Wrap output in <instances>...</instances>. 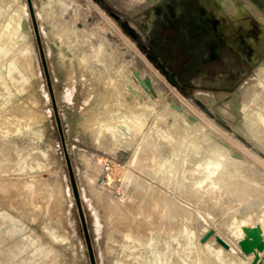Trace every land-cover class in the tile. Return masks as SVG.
Returning <instances> with one entry per match:
<instances>
[{"label": "rangeland", "instance_id": "rangeland-1", "mask_svg": "<svg viewBox=\"0 0 264 264\" xmlns=\"http://www.w3.org/2000/svg\"><path fill=\"white\" fill-rule=\"evenodd\" d=\"M165 1L31 0L64 143L76 185L79 200L78 207L53 113L51 95L27 0H0V47L11 44L9 52L4 55L6 57H0V148L4 147L0 151V157L3 156V152L12 149L10 156L14 157L12 158L14 162L4 160L3 163L14 164L15 167L20 164L17 171L13 167L5 168L7 171L0 173V179H21L32 175L38 179L40 178V181L43 179V187L40 186L38 190L33 192V195H29L24 190L19 191L20 189L15 190V188L10 187H7L6 191L0 190V227L5 228L8 224L16 228L10 237L1 242L0 252L7 250L8 246L18 250L15 256L6 258V262L1 264H8L11 261H14L15 264H25V261L18 258L31 250L37 243L43 244L45 248L52 251L43 261L39 263L26 262L27 264H92L90 254H92L95 264H154L149 248L144 245V243L153 244L154 240L156 241L154 230L150 232L151 239L147 237L140 238L141 242L140 240L134 241L135 237L126 238L122 235L123 233L121 234V230L118 232L119 224L116 223L115 216L110 217L106 208L107 199L105 197V194L108 193L107 187H110L108 175H110L113 164H115L120 169L131 170L141 178L162 187L170 196L174 195L175 199L185 202L184 196L177 190L161 186L156 178L153 180L145 173L144 169H147V166H145L146 161L140 157L145 142L156 146L158 153H161V155H168L172 141L181 140L183 135H187V139L198 140L197 142L201 141L203 145H209L224 151V155L220 156L223 161L237 162L242 167L246 165L243 168L248 171L256 168L251 174L255 176V172L259 173V175H256L259 176V179L261 178L258 184L264 191V136L262 139L250 137L246 128L242 133L241 125L238 122L242 114L236 113L231 103L233 95L237 102L243 100L246 106H252L253 111L256 112L264 102L262 99L252 102V98L257 93L264 96L263 82L258 84V77L261 76L259 73L260 61L264 60V47L262 51L257 50L258 47L262 48L264 46V39L262 41L258 40L256 45H252V39L257 40L259 32L262 31L261 27H264V15L260 12L264 6V0H251L254 5L250 4L246 8L237 10L233 5L225 10L209 0H197L201 10L208 15L217 33L226 43L225 71H223L226 74L220 77L205 76L178 80L170 79L149 58L145 49L149 44H155L151 37V27L155 24V17L152 12ZM245 1L251 2L250 0H240V2ZM246 9L254 11L260 20L256 21L252 15L247 13ZM112 13L118 17L114 18ZM13 17L22 23L20 28L16 27ZM245 19L250 22L248 28L242 25ZM129 30L136 33L137 37H132L128 32ZM62 33L63 38L65 37L63 42L73 46L75 55H92L93 50L99 46L102 57L105 54L107 56L105 59L108 61V70L111 69L110 71L113 72L112 76L116 77L119 70H130L131 72L128 75L132 79L128 87L134 91L135 89L140 91L142 100L146 102L154 101L153 107L155 110H163L165 115L157 116L155 119V113L151 112L147 117L148 127H145V133L141 131L136 134L133 141H130L129 146L106 138V130L99 133L96 119L105 117L107 113L113 114L116 119L125 118L127 108L124 105L115 104V102L111 104L100 102L97 104L101 93L104 91L100 87L102 81L101 79H95V81L93 78L91 79L88 73L89 70L86 72L85 69L83 72V69L76 64L75 67L70 68L71 70L69 69L73 71L75 68V72L73 71L75 75H73V72L70 73L69 70L64 74H60L54 68L53 64L55 65L56 56L59 52L54 50L52 55H49L50 45L48 43L52 47L59 46L60 41H62ZM67 38L68 40H66ZM52 41L56 44H53ZM143 44L146 46L144 47ZM22 48L27 49L26 60L15 55ZM78 51H80V54ZM83 51H86L87 54H84ZM110 53L114 54L110 55ZM10 59H13L15 64L8 65ZM235 59L238 60L237 63L233 62ZM90 65L93 67L91 69L97 71L98 75L107 74L106 72L102 74L101 71H107L102 64L90 62ZM80 69L82 72H79ZM66 73L73 76L69 78ZM78 77H80V80ZM97 80L99 84L96 83ZM259 81H263V79ZM243 84L249 86L247 85L245 95L240 97L237 94V89ZM85 91L88 93H85ZM121 92L124 93L122 90ZM165 97L170 100L168 102L169 106L163 109V105L166 103L163 101ZM87 99L89 100L87 101ZM122 99L126 101L125 103L128 106H132V99L128 95L123 94ZM81 102L84 103V106L81 105ZM81 109L84 110V113ZM93 111H95L94 114ZM77 112L81 114L79 115ZM229 113L232 117L229 116ZM83 121L87 122L84 123ZM175 121L178 124H174ZM182 121L184 124L181 123ZM78 122L80 124H77ZM173 125L176 127L174 128ZM87 126L90 128H87ZM165 126H169L168 129ZM198 128L201 131L200 134H198ZM92 130L94 132H91ZM129 133L132 134V131L130 130ZM94 135L97 136L94 137ZM102 135L103 137H101ZM201 142L198 144L201 145ZM225 147L228 148L225 149ZM132 150L133 153L136 152L134 158ZM204 150L203 148L199 149V153L195 154V158H192V160H195L194 165L196 160L206 155L207 151ZM228 151L232 156H229ZM16 159L20 160V163H17ZM29 165L32 166V171H28ZM141 165L146 167L143 171ZM194 175L197 176L196 173ZM99 188L100 190H98ZM116 191L117 189L114 188L111 193ZM37 195L38 197H34ZM102 197H104V200ZM32 198H35V200ZM40 198L41 200H39ZM221 198L217 203H213L214 205H210V207L217 205L213 211L212 208L209 209V205L205 202H200L202 205L204 204L203 206H200V203L199 206L195 204L197 207L192 205L196 207L192 208L196 209L193 211V213H196L193 214L195 220L191 217L194 221L191 218L188 219L185 224L186 227L183 226V228L186 229L188 235L190 233L192 236L193 244L187 243L184 236L181 235L177 237L176 241L172 242L174 250L171 253V258L174 264H219V261L210 253L209 260L206 261L205 259L201 263L203 255L201 256L202 251L199 244H203L208 239L207 236L211 246L221 244L223 248L239 258L240 263L264 264V250L263 255L261 253L257 254V257L247 256L243 239L239 235L231 234V231H237L238 227L242 226L241 217L244 216L242 219L246 218L249 212H243L244 208L239 206L241 202L234 203L228 196V199L226 196ZM223 198H226V201L228 200V202L225 201L226 204ZM44 199L45 201H43ZM191 204L189 203V206ZM237 206L239 210L235 208ZM227 207L231 208L228 209ZM215 209H218L216 210L217 213ZM220 212L222 213L220 214ZM257 214L264 217V209L258 212L255 209L251 216L257 217ZM222 215L226 219H222ZM219 216L221 218H218ZM176 219L182 220V216H178ZM48 229L55 230V235L49 234ZM196 230L198 231L196 232ZM262 248L264 249V244ZM212 257L214 258L212 259Z\"/></svg>", "mask_w": 264, "mask_h": 264}, {"label": "bare ground", "instance_id": "bare-ground-1", "mask_svg": "<svg viewBox=\"0 0 264 264\" xmlns=\"http://www.w3.org/2000/svg\"><path fill=\"white\" fill-rule=\"evenodd\" d=\"M209 1L216 3V5L218 7H222L225 10L228 9L231 5H233V7L237 10L239 8H246V7H248L247 5L250 6V4H253V2L251 0H250L251 2H246V1L240 2V0H209ZM50 9H52V8H50ZM55 11H56V9H55ZM246 11H247V13L252 15L256 19V21L260 20L255 15L254 11H251L248 9H246ZM260 12H261V14L264 15V6L262 7V10H260ZM14 19L15 18L13 17V21H15L16 27L20 28L22 26V23L20 22V20L18 21L16 19L15 20ZM242 25L245 28H248L250 25V22L245 19L242 22ZM65 26H66V24H65ZM65 26H64V28H65ZM57 28H58V25H57ZM67 28H69V27H67ZM261 29H262V31L259 32L258 39L257 40L252 39V45H256L258 40L262 41L264 39V30H263L264 27L262 26ZM58 32H59V30H58ZM58 32H56V33H58ZM76 34H77V32H76ZM61 37H62L61 38L62 41H60L61 44H59V46L56 45L57 47H52L51 44L48 43L50 45V46L48 45L49 46V50H48L49 55H52V52L54 50H57L59 52L58 55L56 56L55 65L53 64L54 68L56 70H58V72H60V74H64L70 68L75 67L76 64H78L79 68L81 67V69H83V72L85 69H86V72H87V70H89L88 71L89 77L91 79L93 78L94 81H95V79H98V80L101 79V81H102L101 86L98 85L99 84L98 80H97L98 82H96V83H98L97 85L102 87L103 90L106 91V92H104L102 90L103 93H101L99 102L97 104H99L100 102H102L103 104H109V103L111 104V103L115 102V104L118 103L120 105H124L127 108V110H126L127 113L125 114L126 115L125 118L116 119L113 114L107 113V115L105 117H103V118L100 117V118L96 119L97 120L96 126L98 127L99 133L102 132L103 130H106L107 131V137L106 138H109L110 140H113V141H117L118 143H121L123 145L129 146L131 144L130 141H133V137L136 136V134L140 133L141 131H143L145 133L144 129H146L148 127L147 117H149L151 112L155 113V117H154L155 119L157 118V116L161 117L162 115H165L163 110H155V108L153 107L154 101L146 102V101L142 100V93L140 91L135 89V91H136V93H135V91L132 90V88L128 87L129 84H131V79H132L128 75V73L131 72L130 70H127V69L121 70V71L119 70L118 75L116 74L117 75L116 77L112 76L113 72L110 71L111 69L108 70V64H107L108 61L105 59V57H107V56L105 54V56L102 57L100 50H99L100 49L99 46L97 47V45H95L97 48H95V46H94L95 49L93 48L94 52L92 51L93 52L92 55H89V56H85V55L81 56L78 54L75 55L74 50H73V46L71 44L63 42L64 38H65V37L63 38V33H62ZM69 37H70V35H69ZM48 40H49V38H48ZM66 40H68V38ZM76 41H78V40H76ZM79 41H81V40H79ZM69 42L71 43L70 40H69ZM53 44H56V43L53 42ZM86 46H88V45H86ZM263 47L264 46H262V48L258 47L257 50L262 51ZM10 48H11V44L7 45L5 47H0V57L1 56L6 57L4 55H6L9 52ZM79 52L80 51H78V53ZM85 52L86 51H83L84 54H87V52L86 53ZM111 54H114V53H110V55ZM15 55H17L18 58L23 57V59L26 60L27 49L22 48L18 52H16ZM109 57H112V56H109ZM109 60H110V58H109ZM90 62L102 64L104 69H106L107 71L103 70L101 72H102V74H103V72H106L107 74H104L103 75L104 77L102 75L100 76V74L98 75L96 73L97 71H94L93 69H91L93 67H91ZM260 62H261V64L259 65V73L261 74V76L258 77V84L263 82V85H264V60H262ZM109 63L111 64V62H109ZM119 63H121V62H119ZM9 64H15V61L13 59H10L8 61V65ZM92 66H94V65H92ZM98 66H99V64H98ZM81 69L79 72H82ZM26 70H27V68H26ZM74 70H75V68H74ZM73 71H70V73H72ZM74 72H73V75H75ZM101 72L99 71V73H101ZM110 72H111V74H110ZM88 73H86V74L88 75ZM66 75H68L69 78H71L70 76H73L72 74L69 75L67 73H66ZM79 78L80 77H78V79ZM90 78H89V80H90ZM262 79H263V81H259ZM81 82H83V81H81ZM247 85L248 84H243V86H241L237 89V94H239L240 97L245 95V91H246L247 87L249 86V85L248 86ZM98 89H101V88H98ZM93 90H95V89H93ZM121 90L124 93H122ZM85 93H88V92L85 91ZM90 94H91V92H90ZM97 94H100V93L98 92ZM123 94L128 95V97H130L132 99V101H131V102H133L132 106H128L127 103H125L126 101H124L122 99ZM95 97H98V96H95ZM88 98H90V97H88ZM232 98H233V101H231L232 107L234 108L236 113L242 114L240 119H238V122L240 123L241 128H242L241 132L244 133V129L246 128L249 132L250 137L253 136L255 138L259 137L258 139H260V138L262 139L264 136V102L261 105V108L257 107L258 108L257 111L254 112L252 106H249V107L246 106V104L244 103L243 100H240L239 102H237L235 99V96H233V95H232ZM261 99L264 101V96H261L259 93H257L256 96H254L252 98V102H254L255 100H261ZM82 100H84V99H82ZM88 100L89 99H87V101ZM169 100H170L169 98H166V97L164 98L163 101L166 103L163 105L164 106L163 109H166V107L169 106V104H168ZM32 101H34V100H32ZM85 103H87V102H85ZM83 104L84 103L81 102L82 106H84ZM81 105H80V108L82 107ZM94 105H95V103H94ZM94 105H91V106H94ZM110 107H113V106H110ZM89 108H91V107H89ZM82 110L83 109H81V111ZM86 110H91V109H86ZM86 110H85V112H86ZM94 112L95 111H93V114H94ZM77 113L79 115L81 114L79 112H77ZM82 113H84V110ZM90 113L92 114V112H90ZM168 114H171V113H168ZM229 116L232 117L231 113H229ZM85 120H87V119H85ZM150 120H151V118H150ZM183 121L181 122L182 124H184ZM79 122L77 124H80ZM86 122L87 121H85L84 123H86ZM88 123H89V121H88ZM174 124H178L177 121H175ZM182 124H180V125H182ZM81 125H82V123H81ZM81 125H80V127H81ZM84 125H86V124H84ZM169 126H170V124H169ZM165 127L168 129L167 126H165ZM173 127L175 128L176 126L173 125ZM87 128H90V127L87 126ZM80 129H82V128H80ZM93 129H95V128H93ZM176 129H178V128H176ZM84 130H85V128L82 130L83 133H84ZM130 130L132 131V134L129 133ZM202 130L204 131V129H202ZM180 131H181V129H180ZM195 131H197V130H195ZM91 132H94V130H92ZM199 132H201V131H199V128H198V134H200ZM193 133H194V131H193ZM198 134H196V135H198ZM203 134H204V132H203ZM105 135H104V137H105ZM181 135H182V133H181ZM181 135H179V136L181 137ZM96 136L94 135V137H96ZM186 136L183 135L181 140L179 139V140L172 141V143H171L172 146L169 150L168 155H161V153H158L156 146L152 145V143L149 144L148 142H145V143H143V144H145L144 147H143V145L140 144L143 147L140 157H141V159L146 161L145 166H147V169H144L146 167L145 166L142 167V165H144L142 163V165H141L142 171L144 169L145 173L147 175H149L151 178H153V180L156 178V180H158V182L161 184V186L166 187L167 189L171 188V189H174L175 191L177 190L180 194H182L184 196V197L180 196V197H183V199H185L184 203H183V201L182 202L179 201L177 198L175 199V197H173L174 195L170 196L167 193V191L165 189H163L162 187L154 185L153 183L145 180V178H141L140 176L134 174L129 169H126V168L120 169L119 166L113 164V168L111 170V173H110V175H108V179H110V182H109L110 184L109 183L108 184L110 185V187H107L108 193L105 192L106 193L105 197L107 199L106 208L109 212L110 217L115 216V218L117 220L116 223L119 224L118 232L121 230L120 231L121 234L123 233L122 235L126 236V238L129 239L130 237H135L136 239H133L134 241L140 240V242H141L140 238L147 237L148 239H151L152 237H151L150 232L152 230H154V232L156 233V241L154 240L153 244H151V243L145 244L144 243V245H146L145 247L149 248V251L153 256V263L154 264H174V262L172 261V258H171V253L174 250L173 249L174 246L172 245V242L176 241L177 237L181 235V236H184L187 243L193 244L192 236L190 235V233L188 235V232L186 231V229L183 228V226H185L188 219H190L191 217L194 219L193 214H196V213H193V211H195L196 209L194 210L192 208H194L195 206L197 207V205L200 202H205V203H207V205H209V209L212 208V211H213L214 207H216L217 205L215 204L216 206H214V207H210V205H212L213 203H217L221 197L226 196V198H227V196H228L231 198V201H234V203L235 202H238V203L241 202V204L239 206L244 208V211H243V209H241L243 212H247V211L249 212L247 214L246 218L242 219V217H244V216H242V217L240 216L241 217L240 222H242L243 224H242V226L238 227L237 231H231V234L239 235L240 238L243 239L244 246H245V249L247 251V253H246L247 256L257 257V254H261V253L263 255L264 249L262 248V246L264 244V234H263L264 217L258 216L259 214H257V217L251 216L252 212L255 209H257V212L264 209V191L262 190V187L258 184L259 180L261 178L259 179V176H256L257 174L259 175V173L255 172L254 173V175L256 174L255 176H253L251 174L252 171H255L256 168L252 169V170L250 169L248 171V170H245L243 168L246 165L242 167L241 165L237 164V162L223 161L220 159V156L224 155L223 154L224 151H222V150L220 151L217 148H213L212 146H209V145H203L202 144L203 142H201V141H199V142H201V145H199L198 144L199 142H197L198 140L196 141V140L191 139V138L187 139ZM101 137H103V135ZM106 138H105V140H106ZM173 138H174V136L172 137V139ZM138 139H140V138H138ZM183 139H184V141H183ZM98 140H99V138H98ZM263 140H264V138H263ZM205 144H207V143H205ZM209 144H211V143H209ZM141 146H140V149H141ZM3 148L4 147L2 146V149L0 148V151L3 150ZM201 148L205 149L204 151H207V153H205L206 155H204V157L196 160V164L194 165L195 160L194 159L192 160V158H195V154H198L199 149H201ZM227 148L225 147V149H227ZM108 149L111 150V148H109V147H108ZM161 149H163V148H161ZM10 151H12V149L9 151L3 152V156L0 157V173L7 171L6 169L11 168V167H13V169L15 168L16 171L19 168L18 166L20 164L15 167L14 164L13 165L11 164L12 165L11 166L7 163H3L4 160H7V161L10 160V161L14 162V160L12 159L14 157L10 156V153H11ZM228 153H229V151H228ZM132 154H133V158L136 157L135 151L133 153V150H132ZM132 154H130V155L132 156ZM137 156H138V154H137ZM229 156H232V155L229 153ZM176 160H178V161H176ZM135 161H136V159H135ZM16 162L20 163V160L16 159ZM139 162H140V160H139ZM36 164H38V163H36ZM28 171H32V166L29 165ZM194 173H196L197 176H195ZM37 177H39V176H37ZM48 179H49V177H48ZM40 180H41L40 178L38 179L34 175L29 176V177L27 176V177L21 178V179L1 178L0 179V190L6 191L7 190L6 188L10 187V188H15V190L20 189L19 191L24 190L25 192H28L29 195H33V192L38 190L40 188V186H42L43 179H42V181H40ZM105 185H107V184H105ZM114 186H116V187H114ZM114 188H116L117 191L115 193L112 192L113 193L112 194L111 191ZM98 190H100V188ZM101 192H103V191H101ZM2 193H7V192H2ZM20 193H22V192H20ZM43 193H45V192H43ZM47 193H49V192H47ZM38 195L34 196V197H38ZM41 197H43V196H41ZM102 198L104 200V197H102ZM32 199L35 200V198H32ZM45 199L43 201H45ZM225 199L223 198L224 203L226 201ZM17 200H15V201H17ZM39 200H41V198ZM188 202L190 204L194 203V204H191V206L195 205V204H197V205H195L194 207L193 206L191 207V206H189ZM226 202H228V200ZM35 204H36V202H35ZM42 204H43V202H42ZM200 204H201L200 206L204 205V204L202 205V203H200ZM18 206H17V208H18ZM218 207H220V206L218 205ZM227 208L229 209L231 207H227ZM235 208H238V210H239L238 206ZM204 209H206V208H204ZM218 209H215V211ZM206 211H207V209H206ZM216 213H217V211H216ZM221 213L222 212H220V214ZM231 214H232V212H231ZM234 215H236V214H234ZM178 216H182V220L176 219V218H178ZM221 217H222V219H226V218H223V215ZM221 217L219 216L218 218H221ZM196 218H197V216H196ZM223 222H225V221H223ZM220 223L222 224V220ZM227 223H228V221H227ZM195 224H196V221H195ZM193 226H194V223H193ZM49 227H51V226H49ZM199 227H198V229H200ZM224 227H225V225H224ZM44 228L47 229L46 226H44ZM193 228H195V227H193ZM15 229H16L15 227L8 225V224L5 226V228H3L1 226L0 227V233H1L0 234L1 235L0 236V244L5 239L10 237V235L15 232ZM57 230L60 232L58 227H57ZM185 231H186V233H185ZM197 231L198 230H196V232ZM48 233L51 235H55V230H49L48 229ZM204 235L206 236V234H204ZM206 238H208V239L204 243L202 241L203 244H199L200 248H201L200 250L202 251L201 256L203 255L201 263L203 260L205 261V259H206V261L209 260V258H210L209 253H210V255L212 254L219 261V264H243V263H240L239 258H237L235 255L231 254L227 249L223 248V246L221 244L218 243L216 246H211L209 244V237L207 236ZM36 241H37V239H36ZM123 241H124V239H123ZM136 245H138V244H136ZM74 246H75V244H74ZM75 248H74V250H75ZM198 248H199V246H198ZM51 251H52L51 249L45 248L43 246V244L37 243L33 246V248L31 250L27 251L24 255H21L18 259L21 261H25L24 262L25 264H27L26 262L39 263V262L43 261L48 256V254L51 253ZM194 251H193V254H194ZM17 252H18V250L16 248H12L11 246H8L7 250L0 252L1 253L0 264L3 262H6V260H7L6 258L11 257V256H15L17 254ZM126 253H127V251H126ZM214 257H212V259ZM251 260H252V258H251ZM8 264H15V262L11 261ZM186 264H188V263H186Z\"/></svg>", "mask_w": 264, "mask_h": 264}, {"label": "flooded vegetation", "instance_id": "flooded-vegetation-1", "mask_svg": "<svg viewBox=\"0 0 264 264\" xmlns=\"http://www.w3.org/2000/svg\"><path fill=\"white\" fill-rule=\"evenodd\" d=\"M152 13L155 44L143 46L170 79L225 76L226 43L197 0H166Z\"/></svg>", "mask_w": 264, "mask_h": 264}, {"label": "water", "instance_id": "water-1", "mask_svg": "<svg viewBox=\"0 0 264 264\" xmlns=\"http://www.w3.org/2000/svg\"><path fill=\"white\" fill-rule=\"evenodd\" d=\"M27 4H28V7H29L30 15H31L33 29H34V33H35V37H36L39 53H40V56H41V60H42V64H43V68H44V72H45V76H46V80H47V85H48V88H49V93L51 95V103H52L53 113H54V116H55L56 125H57V129H58V132H59L60 141H61V144H62V148H63V152H64V156H65V160H66V164H67V168H68V172H69V176H70V180H71V184H72V188H73V193H74L75 199H76V201L78 203V207H79V200H78V194H77V190H76V185H75V181H74V177H73V173H72V168H71L69 156L67 154V150H66L65 143H64V136H63L62 129H61V123H60V119H59V116H58L57 107H56V104H55V99L53 97V92H52V88H51V84H50V80H49L48 70H47V66H46V62H45V58H44V54H43V49H42V45H41V41H40L37 25H36V22H35V17H34V12H33V8H32V5H31V0H27ZM112 15L114 16V18L118 17L114 13H112ZM128 32H129V34L132 37H135V33L134 32H132L131 30H129ZM84 231L86 232L85 227H84ZM86 239L88 241L87 235H86ZM90 257H91V263L95 264L94 260H93V257H92V254H90Z\"/></svg>", "mask_w": 264, "mask_h": 264}]
</instances>
